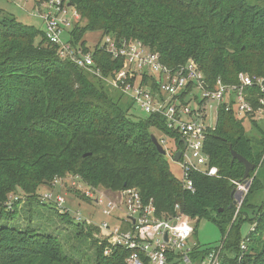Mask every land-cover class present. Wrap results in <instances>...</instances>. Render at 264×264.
Segmentation results:
<instances>
[{
	"label": "trees",
	"instance_id": "16d2710c",
	"mask_svg": "<svg viewBox=\"0 0 264 264\" xmlns=\"http://www.w3.org/2000/svg\"><path fill=\"white\" fill-rule=\"evenodd\" d=\"M46 2L38 0L36 5ZM65 2L79 16L65 39L74 47L81 45L84 53L91 51L104 75L119 71L124 61L113 60L97 46L89 50L87 33L111 37L117 44L139 41L158 53L169 68L192 61L211 83L219 79L232 85L239 73L264 78V0ZM122 97L61 60L43 29L0 14V264H122L120 259H103L92 239L93 227L74 223L67 213H55L67 228L75 227L65 235L64 243L52 234L7 220L21 203L18 198L10 202V196L37 202L39 188L51 187L66 176L106 193L135 189L153 203L160 217L183 214L194 221L195 231L203 220L211 223L221 232L223 257L230 264H235L229 258L238 255L244 240L242 225L254 224L241 264H264V200L250 205L254 195L264 190L259 176L260 171L264 175L262 121L239 119L220 110L203 145L209 167L217 174L208 177L191 172L194 191L190 193L174 177L167 156L151 142L156 131L160 137L173 139L179 151L183 147L178 133L168 131L165 119L158 115L134 120L129 114L133 103ZM245 123L259 135H248ZM230 147L255 165L235 219V184L242 181L244 167L232 161ZM80 238L89 239L91 256L65 250L68 240ZM211 249L197 247L196 257L203 258Z\"/></svg>",
	"mask_w": 264,
	"mask_h": 264
},
{
	"label": "built area",
	"instance_id": "2783aa9c",
	"mask_svg": "<svg viewBox=\"0 0 264 264\" xmlns=\"http://www.w3.org/2000/svg\"><path fill=\"white\" fill-rule=\"evenodd\" d=\"M41 7L44 10L35 12L34 16L43 23L44 38L49 45L56 47L61 60L69 61L77 69L118 91L146 116H161L168 131L178 133L183 147L179 150L181 156L177 162L181 168L179 181L185 191H194L189 179L191 172L208 177L217 174L214 167H209L203 145L207 130L213 129L217 123L220 110L235 114L239 119L252 117L257 121L264 120V78L239 73L232 85L219 79L211 83L192 61L169 68L161 63L158 53L150 52L139 41L123 40L117 44L111 37L97 35L93 47L108 53L113 60L124 61V67L119 71L104 75L96 66L91 51L84 53L81 45L74 47L65 39V35L78 23L77 12L67 6L65 0H48ZM93 47L87 46L89 50ZM208 118L214 119L213 126L205 125ZM158 142L165 151L166 145L171 143V156L177 152L173 139L162 137ZM53 183L63 186L56 180ZM235 185L234 219L247 192L244 185ZM72 187L81 190L84 197L100 207L101 214L109 219L96 224L79 213L75 217L76 223L93 227V240L101 248L103 259H120L122 264H230L223 257L222 243L203 258L196 257V251L200 250H196L199 245L193 242L194 221L179 213L170 218L160 217L153 203L146 201L135 189L106 193L88 187L83 190L76 183ZM42 199L45 203L54 204L62 214L67 213L63 197L47 193ZM254 228L252 224L241 241L238 255L228 257L234 259L235 264H241L247 251L246 237Z\"/></svg>",
	"mask_w": 264,
	"mask_h": 264
},
{
	"label": "rangeland",
	"instance_id": "374dc122",
	"mask_svg": "<svg viewBox=\"0 0 264 264\" xmlns=\"http://www.w3.org/2000/svg\"><path fill=\"white\" fill-rule=\"evenodd\" d=\"M38 1V0H37ZM36 0H0V14L10 15L12 16L19 24H24L35 29H43V23L39 18H35L34 14L37 9H41V4H37ZM35 2V5H34ZM44 8V7H43ZM88 40L87 46L93 47V43L97 41V35H93L92 33H87L85 35ZM39 39L36 43H38ZM123 98V97H122ZM126 98L124 97L122 100L124 101ZM129 114L134 120L140 118H146V115L143 114L140 109L136 106H133ZM249 123H245V128L248 130V135L256 136L259 135V132L256 129H251L248 127ZM206 126H213L214 119L208 118L205 122ZM259 126L264 129V122L262 121ZM259 127V128H260ZM154 135L157 139L162 138L158 134V132L153 131ZM171 143L169 142L165 148L166 156L168 162L171 166V170L174 174V177L179 180L181 178V168L180 165L174 162L171 159L170 152L172 151ZM260 177L264 180V175H262V171H260ZM63 186L54 185L52 184L51 187L42 186L39 188L37 192V202L34 203H27V200L20 195H12L10 196V202H13L15 198H18L21 203L17 206L16 212L11 217H8L7 220L11 222L12 225L16 224L24 229H34L40 233H49L52 234L54 237L57 238L58 242H65L64 237L65 235L71 232H74L75 227L67 228L66 225L61 221L58 217V214H62L57 207L52 203H45L42 199L44 194L51 193L54 197L61 196L65 199L66 204L64 205L65 208L68 210L67 214L71 217L74 223L75 217L77 213L81 214L82 217L87 218L89 217L92 219L96 224H100L109 220L105 218L103 214H101L100 207L93 205L90 201L85 200L82 198V191L77 190L75 187H72V184L76 183V185H81L82 189L84 190L86 186L80 182L77 178H73L71 176H66L65 178H61L60 180H56ZM84 196V195H83ZM264 200V190L260 191L259 194H255L252 200L250 201V205L254 203L260 202V200ZM27 203V204H26ZM53 209L56 210L54 212ZM10 224V225H11ZM195 224L193 223L192 226ZM195 231V235L193 236V242H195L200 247H208V248H215L220 245L221 239V232L214 227L211 223L206 221L200 222L197 226ZM66 228V229H64ZM250 231V226L248 224H243L241 228V236L244 238L248 232ZM94 235L92 234V239ZM90 241L89 239H78L75 242L68 240L65 244L66 251H72L75 255H92L93 251L90 250ZM71 249V250H70Z\"/></svg>",
	"mask_w": 264,
	"mask_h": 264
},
{
	"label": "water",
	"instance_id": "95a60500",
	"mask_svg": "<svg viewBox=\"0 0 264 264\" xmlns=\"http://www.w3.org/2000/svg\"><path fill=\"white\" fill-rule=\"evenodd\" d=\"M151 142L152 144L155 146V148H157L158 152L165 156L166 155V151L160 146L159 142H158V139L156 138V136L153 134L151 136ZM230 154H231V159L232 161H236L240 164L243 165L244 167V173H243V176H242V181L239 182L240 184L244 185L245 186V189H248L249 187V183H250V178H249V175L252 171H254L255 169V165L252 164V163H249L247 162L243 157H241L237 152L233 151L230 147ZM181 156V152L180 151H177L175 154H174V157H173V161L174 162H178L179 158ZM235 193V192H234ZM242 195V194H241ZM237 202V198L236 196H234V201H233V206L235 205V203ZM231 206L228 207V209H230ZM222 210H219V212H221Z\"/></svg>",
	"mask_w": 264,
	"mask_h": 264
},
{
	"label": "crops",
	"instance_id": "0c3cea01",
	"mask_svg": "<svg viewBox=\"0 0 264 264\" xmlns=\"http://www.w3.org/2000/svg\"><path fill=\"white\" fill-rule=\"evenodd\" d=\"M92 34H93V35H97L96 33H92ZM85 37H86V36H85ZM85 37H84V38H85ZM96 37H97V36H96ZM85 40L87 41L88 39H87V38H85ZM176 163H177V162H176Z\"/></svg>",
	"mask_w": 264,
	"mask_h": 264
}]
</instances>
